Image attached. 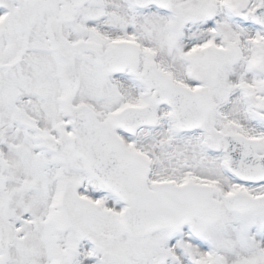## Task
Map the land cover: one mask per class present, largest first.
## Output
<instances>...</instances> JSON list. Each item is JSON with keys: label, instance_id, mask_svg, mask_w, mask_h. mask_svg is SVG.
<instances>
[{"label": "snow or ice", "instance_id": "6c2138e0", "mask_svg": "<svg viewBox=\"0 0 264 264\" xmlns=\"http://www.w3.org/2000/svg\"><path fill=\"white\" fill-rule=\"evenodd\" d=\"M0 264H264V0H0Z\"/></svg>", "mask_w": 264, "mask_h": 264}]
</instances>
